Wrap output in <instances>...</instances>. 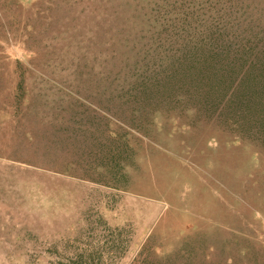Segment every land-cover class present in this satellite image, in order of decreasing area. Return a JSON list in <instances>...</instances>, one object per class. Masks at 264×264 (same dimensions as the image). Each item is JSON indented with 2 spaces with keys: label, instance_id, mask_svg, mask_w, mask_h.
Segmentation results:
<instances>
[{
  "label": "rangeland",
  "instance_id": "1",
  "mask_svg": "<svg viewBox=\"0 0 264 264\" xmlns=\"http://www.w3.org/2000/svg\"><path fill=\"white\" fill-rule=\"evenodd\" d=\"M0 264H264V0H0Z\"/></svg>",
  "mask_w": 264,
  "mask_h": 264
}]
</instances>
